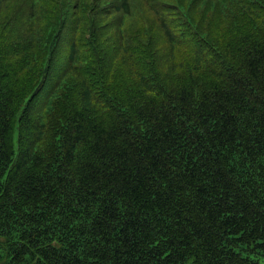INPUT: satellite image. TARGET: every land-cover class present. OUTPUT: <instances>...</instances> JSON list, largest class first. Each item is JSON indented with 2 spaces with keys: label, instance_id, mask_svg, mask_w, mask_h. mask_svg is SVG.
Segmentation results:
<instances>
[{
  "label": "trees",
  "instance_id": "1",
  "mask_svg": "<svg viewBox=\"0 0 264 264\" xmlns=\"http://www.w3.org/2000/svg\"><path fill=\"white\" fill-rule=\"evenodd\" d=\"M0 264H264V0H0Z\"/></svg>",
  "mask_w": 264,
  "mask_h": 264
},
{
  "label": "rangeland",
  "instance_id": "2",
  "mask_svg": "<svg viewBox=\"0 0 264 264\" xmlns=\"http://www.w3.org/2000/svg\"><path fill=\"white\" fill-rule=\"evenodd\" d=\"M76 3V0H72V6ZM73 18V8L70 10L69 13V21H72ZM63 42L61 45V49L63 52L66 50L67 46L69 45L70 39L68 41V38L66 37V35L64 36V38H62Z\"/></svg>",
  "mask_w": 264,
  "mask_h": 264
}]
</instances>
